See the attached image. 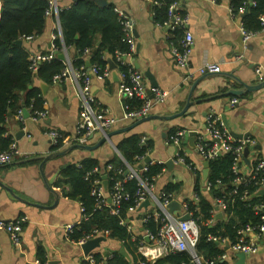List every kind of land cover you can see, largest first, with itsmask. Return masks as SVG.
I'll return each mask as SVG.
<instances>
[{
    "label": "crops",
    "instance_id": "0c3cea01",
    "mask_svg": "<svg viewBox=\"0 0 264 264\" xmlns=\"http://www.w3.org/2000/svg\"><path fill=\"white\" fill-rule=\"evenodd\" d=\"M174 1L178 4V10L189 17L188 29L194 37L189 59L193 70L213 63L220 65L221 73H233L248 85H255L264 80V31L256 32L245 47L240 33V18H234L230 13L231 0ZM107 2L126 12L134 21L139 50L137 49L133 61L136 68L144 74L147 90L151 89L146 76L149 72L157 82L158 89L167 94L165 101L156 104L150 115L170 116L180 112L187 102L193 82L202 76L197 74L189 82L183 80L174 64L165 32L156 26L152 15L153 6L148 1ZM72 4L73 0H58L60 9L69 8ZM56 31V21L49 19L44 33L31 43L24 42L23 45L28 52L49 53L52 51V38ZM74 53L70 51V58L74 57ZM238 56H241V59L236 60ZM257 71H260L261 75H258ZM39 84L36 80L35 85ZM118 85L112 76L104 81L93 82L92 90L95 89L92 94L96 100L109 108L119 119L118 124L108 132L130 127L136 122L123 119L125 103ZM47 86L49 88L44 96V112H47L45 118L35 121L27 110L30 119L24 120L23 123H19L15 115L6 120V137H10L16 144L17 154L11 165L0 167V222L10 223L22 217H26L28 222L21 235V250L13 246L5 231H0V264H38L41 258L45 259L46 264H82L85 257L83 250L80 246L72 244L64 232L66 226L81 225L84 222L82 206L64 197L62 188L57 187V182L62 170L69 164L78 165L85 159H93L103 167L118 156V144L130 135L148 137L152 146V162L167 163L174 158L176 151L171 143L170 130L203 131L205 117L209 113H215L221 119L226 117L230 130L235 134H251L253 145L250 147L246 164L241 166L242 172L246 175L251 164L258 160L264 162V89L246 95L234 109L230 108V102L234 98L216 97L210 101L195 103L182 118L172 121L153 120L128 133L113 136L110 142L93 152L75 149L65 157L46 162L43 166L44 176L50 181L52 192L59 197L55 205L53 193L46 188L39 171L43 162L40 157L65 150L72 145H80L72 142L80 120V101L71 81ZM238 88L240 87L228 77L213 76L198 84L192 100L218 96L229 89ZM51 130L62 134L67 140L60 148H54L47 136ZM103 136L98 132L94 133L86 145L95 146ZM186 148L190 161L203 175L201 157L189 145ZM194 181V175L186 168L173 164V169L169 170L165 165L163 174L155 181V189L160 192L169 184H178L180 189L174 193L177 194V202L184 203L190 201L195 194ZM4 185L19 199L13 197ZM145 213L146 210L130 214L135 236H141V220ZM179 216L181 213H174V217ZM123 248L118 242L107 240L91 254L98 262L106 261L112 252L116 249L121 252ZM40 253L43 254L42 257ZM233 255L229 256L231 264L237 260ZM246 264H264V237L259 242L258 252L248 255Z\"/></svg>",
    "mask_w": 264,
    "mask_h": 264
},
{
    "label": "built area",
    "instance_id": "2783aa9c",
    "mask_svg": "<svg viewBox=\"0 0 264 264\" xmlns=\"http://www.w3.org/2000/svg\"><path fill=\"white\" fill-rule=\"evenodd\" d=\"M146 1L153 7L160 5L157 0ZM233 1L234 0H231L230 13L234 18H240V33L242 35L243 45L246 47L257 33L246 29L243 16L247 8L256 6V3L254 0H246L244 7L241 8L239 12H235V8L232 5ZM59 11L58 0H48V10L45 16L47 20L53 19L56 21L58 35L56 36V34H54L52 38L51 52L45 54L29 52L28 62L30 72L36 76L43 64L58 59V55L60 54L65 55L66 60L63 62L65 64V70L62 74L54 78V83L60 84L71 81L75 89V94L80 101V120L76 127L75 138L72 142L86 145L89 138L94 133L98 132L105 135L106 132L118 124L119 119L112 114L109 108L104 107L98 102L92 94L94 80L104 81L111 78L112 72L114 71L118 75L119 93L125 103V116L123 119L137 121L147 117L151 114L152 108L156 104L165 101L167 97L165 92L158 88L147 90L144 83V74L141 73L134 64L133 59L137 53L135 25L133 19L126 12L114 7V11L117 14L119 24L122 28L123 42L127 43L129 46V51L127 53L118 52L116 54L117 63L120 64V67H123L124 70L115 69L112 71L110 65H107L104 70L100 71L98 67L91 68L90 70L86 68H81L80 70L73 68V60L70 58L68 50H62L60 53L54 46L53 42L57 37L62 39ZM152 15L154 16V13H152ZM259 21L262 25V31H264V14L259 17ZM155 24L165 32L174 64L180 71L185 82L192 81L197 74L203 76L221 72L220 65L213 63H207L195 70L191 68L189 59L190 52L194 46V37L188 29L189 17L178 10L177 2L169 6L166 20L162 23L155 22ZM20 40L23 43H31L35 38L23 37ZM89 53V50L85 51L86 56L89 55ZM239 59H241V56L236 58V60ZM257 73L261 75L260 71H257ZM134 101L139 103L137 109H134L130 105V103ZM239 104L240 100L234 98L230 102V108L234 109L239 106ZM24 110L25 109L18 111L16 115L19 123H23L25 120ZM46 115L47 112L45 111L34 113L31 116L37 121L45 118ZM204 123V130L196 131L195 139V152L201 157L202 161H213L225 153H232L234 156L232 167L233 190L231 192L223 191L222 196L214 199L213 209L211 211L212 219L208 223L214 224L217 221L216 216L219 213L223 216L222 220H229L230 215L228 217L226 215L228 206L234 204L238 200L247 203L253 209L257 217L255 224L247 225L238 231V238L234 243L226 238L218 236V234L208 237L209 242L216 243L224 250V254L220 259L229 262V256L232 254H256L258 252L259 242L264 237V194L260 193L264 191V162L258 160L254 162V164H251L245 175L241 169L242 164H246L247 159L244 153L246 148H250L251 145H253V141L250 138L242 140L235 139L226 129L222 119L215 113L207 114ZM190 132L191 131L187 129H178L172 137L171 143L176 148L175 156L172 161L173 164L184 167L194 174L199 170H197L194 163L190 161L186 148ZM47 136L51 140L54 148H60L67 141L62 134L53 130L49 131ZM149 143L150 140L148 137H140L139 147L143 150L145 149L146 154L136 157L137 164L135 166H130L123 161L119 153L118 156L122 159L123 165L119 168H115L112 165L107 166V172H114L116 176H124L122 180L117 179L110 193L104 187V179L97 178L93 181L91 195L95 199V211L110 208L112 214L119 217V210L122 202L133 200V206L128 211V216L130 217V214H134L139 210L143 202L149 200L151 206L146 210L141 220L143 226L141 236H135L133 234V226L131 225L129 217L127 220L121 219L120 222V224L126 226L127 230L133 235V242H138V238L141 237L137 249V254L139 256L145 259L146 262L155 263L158 259L163 257L188 253L193 258L192 264H216L215 262H204L195 252L196 245L200 239V218L196 217L195 211L189 210V202H192L194 206L199 204L200 199L198 195L195 193L190 201L180 203L182 209L179 211V213H181L179 218L184 215L189 216L188 221H182L174 217V214H170L168 211V206L173 201H177V194L174 192L168 193L165 190L156 192V180L153 179V182L144 180L143 173L148 171V164H145V160L150 157L151 152ZM16 154V144L12 143L8 151L0 152V167L11 165L14 162ZM151 164L166 165L164 162L154 163L152 161ZM100 174H103V171L96 168L87 174L86 180L91 181L92 175L100 176ZM131 181H136L138 184V189L133 197L125 190V185ZM222 185V180H218L214 186L211 183L204 182L202 190L205 194H208L211 192L212 188L217 189ZM252 198H257V202L254 204L251 203ZM82 212L84 214L83 207ZM149 221L155 224V233L144 229V226L148 224ZM27 222L28 220L26 217L19 218L10 223L0 222V231H5L9 235L13 246L18 250H21V235ZM79 226L80 224L68 225L64 228V232L72 244L80 247L95 238L106 237L110 234L108 231L103 234L98 229H94L80 241L74 242L71 240V235ZM146 238L149 239V242L146 241ZM112 258L113 255L109 256L106 261L101 260L98 262L94 255L90 254L84 257L82 264H107V260ZM140 264L145 263L141 262ZM229 264L231 263L229 262Z\"/></svg>",
    "mask_w": 264,
    "mask_h": 264
},
{
    "label": "trees",
    "instance_id": "16d2710c",
    "mask_svg": "<svg viewBox=\"0 0 264 264\" xmlns=\"http://www.w3.org/2000/svg\"><path fill=\"white\" fill-rule=\"evenodd\" d=\"M100 0H73L69 8L59 11V22L62 31V39L56 38L54 46L61 53L62 50L74 51L73 68L80 70L86 68V62H90L91 68L98 67L100 71L107 65L113 64L115 69L124 70L117 63L116 54L127 53L129 46L123 42V32L119 24L114 6L107 3L101 5ZM246 0H234L232 2L235 12H239L244 7ZM256 6L248 7L243 22L247 30L252 32L262 31L259 17L264 14V0H254ZM160 3L153 7L154 21L162 23L166 20L169 6L174 0H157ZM247 7V6H246ZM48 10V0H0V152L8 151L13 140L6 137V120L9 113L17 115L18 111L26 109L31 115L44 112L45 99L39 86L35 81L46 85L54 84V78L65 70V64L55 59L50 63L41 66L36 77L29 70L28 50L25 46H18L16 42L23 37H40L46 28ZM58 35L57 31L55 32ZM100 42V44H99ZM89 50V55L85 51ZM232 99V98H231ZM130 105L135 109L139 103L132 102ZM178 129L170 130L172 137ZM140 136L130 135L124 138L117 146L121 158L130 166L137 164L136 157L144 156L146 150L139 147ZM152 148L151 142L149 143ZM115 156L114 159L101 167V164L93 159H85L80 164H69L61 173L57 182V187L62 188L64 197L81 204L84 209V222L71 235L74 242L80 241L85 235L90 234L94 229H98L103 234L110 232L106 240L116 241L125 248L130 256L126 258L118 249L112 252L113 258L107 260V264H192L193 258L188 253L163 257L155 263L146 262L137 254L138 242H133V235L126 226L120 224L121 219L127 220L128 211L133 206V200L123 201L120 206V216L112 214L110 208L95 211V199L92 197V183L95 179L107 177V191L110 193L117 179L122 180L124 176H116L114 172H107V166L119 168L123 165L122 159ZM234 156L232 153H225L215 160L210 161L209 177L207 182L213 186L218 180H222L223 185L217 189L212 188L211 192L205 194L202 190L203 177L200 171L192 173L195 177V193L199 197V204L196 206L189 202V210L196 212V217L200 218V239L196 245V255L204 262H215L216 264H229L222 261L220 257L224 254L216 243L209 242L210 235L221 236L230 242H236L238 231L247 225H253L257 217L253 209L244 202L236 201L230 204L226 211L229 220H217L214 224L208 222L212 219L211 211L213 201L222 196L223 191L231 192L232 187V167ZM148 171L143 173L144 180L153 182L160 177L165 166L158 164H148ZM96 168L103 171V174L92 175L91 181L86 180L88 173ZM113 178V180H112ZM136 181H131L125 185V190L133 197L138 189ZM180 189L178 184H169L165 187L168 193L177 192ZM257 198H252L251 203L257 202ZM144 229L156 232L155 224L149 221ZM42 253L40 256L42 257ZM99 257V256H97ZM40 264H46L41 258Z\"/></svg>",
    "mask_w": 264,
    "mask_h": 264
},
{
    "label": "water",
    "instance_id": "95a60500",
    "mask_svg": "<svg viewBox=\"0 0 264 264\" xmlns=\"http://www.w3.org/2000/svg\"><path fill=\"white\" fill-rule=\"evenodd\" d=\"M99 4L101 5H106L108 2L107 0H100L98 1ZM135 36L137 37V34L135 33ZM100 44V42H99ZM16 45L18 46H23V42L21 40L17 41L16 42ZM137 49L139 50V47H137ZM137 50V51H138ZM65 55L64 54H60L58 55V59L62 62H64L66 59H65ZM86 69L87 70H90L91 69V64L90 62H86ZM110 69L112 71L115 70V66L113 64H110ZM148 80L150 81V85H151V89H156L158 88V84L157 82L155 81L154 77L148 72L146 74ZM213 76H224V77H228L230 78L234 83H236L240 88L238 89H229L227 92H225L224 94H220L218 96H214V97H210V98H204L202 100H197V101H193L192 100V96H193V93L194 91L196 90L198 84L200 82H202L203 80L207 79V78H210V77H213ZM36 77V76H35ZM112 77L114 78V81L115 82H119V79H118V75L116 74V72H112ZM39 87L42 91V94L43 96H45L47 94V91H48V86L42 82H40L39 84ZM95 88H93L94 90ZM264 89V80L259 82L258 84H255V85H248L244 82H242L238 77L234 76L233 73H229V74H224V73H218V74H206V75H203L201 78H199L198 80H196L195 82H193L192 84V87L190 89V92H189V95H188V98H187V102L184 106V108L176 113V114H173V115H170V116H162V115H153V116H147V117H144L142 119H139L137 120L134 124H132L130 127H127V128H124V129H120V130H116V131H113V132H106V134L102 137V139L95 145V146H89V145H72L70 146L69 148L65 149V150H62V151H58V152H54V153H51V154H47L43 157H40L42 158L43 162L40 164L39 166V171H40V174H41V177H42V180L46 186L47 189H49L51 192L52 190L50 189L51 188V183L50 181H48L45 176H44V173H43V166L46 162L50 161L51 159H54V158H57V157H65L67 155H69L72 151H74L75 149H79V150H82V151H87V152H93L95 151L96 149H98L100 146H102L103 144L105 143H108L111 141V138L115 135H120V134H124V133H128L130 132L131 130L135 129L136 127H138L139 125L141 124H144V123H147V122H150V121H153V120H160V121H172V120H176V119H179V118H182L184 117L185 115H187L189 113V110L190 108L195 104V103H201V102H206V101H210L216 97H224V96H228V97H232V98H237V99H242L243 97H245L246 95L248 94H252V93H255V92H258L260 90ZM92 90V92H93ZM151 93V91H150ZM24 113V118L25 120H28L30 119V115L28 114L27 110L25 109L23 111ZM12 114L9 113L8 117H11ZM204 116H206V114H204ZM222 121L226 127V129L230 132V134L235 138V139H238V140H242V139H248L250 138L251 134L248 133V134H235L234 132H232L228 126V122L226 120V117L223 116L222 117ZM22 134V132H21ZM19 134V135H21ZM189 141H188V145L189 147L192 149V150H195V139H196V132L195 131H192L190 132L189 134ZM117 153H118V150L116 149ZM249 152H250V148H246L245 149V157L247 158L248 155H249ZM152 161V158L151 157H148L146 160H145V164H149L151 163ZM209 166H210V162L209 161H204L203 162V181L204 182H207L208 180V177H209ZM166 167L169 169V170H172L173 169V161L170 160L169 162L166 163ZM104 187L105 189H107V177H104ZM2 184V183H0ZM13 197L19 199L18 196H16L14 194V192L8 188L7 186H3ZM53 193V196H54V201H55V205L58 203V200H59V197H58V194ZM261 194H264V191H261L260 192ZM110 202V200H109ZM151 206V203L149 200H146L145 202L142 203V205L140 206L139 208V212L143 211V210H147L149 207ZM182 209V206L179 202L177 201H173L169 206H168V211L170 214H174L175 212H179L181 211ZM180 220L182 221H188L189 220V216L188 215H184L182 217L179 218ZM216 219L217 220H222L223 219V216L221 213H219L217 216H216ZM143 232V230H142ZM106 238L105 237H98V238H95L89 242H87L86 244L82 245L81 246V249L83 250L84 252V256H88L90 255L94 250H96L97 248H100L101 246V243L103 242H106ZM146 241L149 242V239L146 238ZM121 253L123 255L126 256L127 259H131L129 254L126 252L125 248H123L121 250ZM237 260L234 264H246V259L248 257L247 254L245 253H236L233 255ZM50 264H56L55 262H52Z\"/></svg>",
    "mask_w": 264,
    "mask_h": 264
},
{
    "label": "rangeland",
    "instance_id": "374dc122",
    "mask_svg": "<svg viewBox=\"0 0 264 264\" xmlns=\"http://www.w3.org/2000/svg\"><path fill=\"white\" fill-rule=\"evenodd\" d=\"M194 183H195V181H194Z\"/></svg>",
    "mask_w": 264,
    "mask_h": 264
}]
</instances>
